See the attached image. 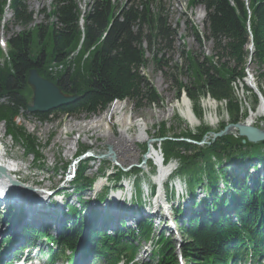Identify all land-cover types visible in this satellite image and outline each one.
<instances>
[{
	"label": "trees",
	"instance_id": "1",
	"mask_svg": "<svg viewBox=\"0 0 264 264\" xmlns=\"http://www.w3.org/2000/svg\"><path fill=\"white\" fill-rule=\"evenodd\" d=\"M6 4L12 15L11 24L19 30L8 37L4 35L6 57L1 59L0 50V99H4L0 102V121L4 122L5 132L20 143L27 154H32L34 160L40 158L36 137L15 123V118L20 111L25 112L30 102L31 89L27 84L30 69L53 82L64 94L80 96L75 102L48 113L32 114L40 121L50 119V115L56 118L94 115L105 111L114 101H131L137 107L161 101L141 73L146 63L142 44L146 39L149 48L165 47L169 51L174 31L159 10L150 9L149 2L114 4L108 0H92L83 13L75 0H52L50 9L44 10L45 21L30 28L34 18L25 0H0V31L3 29V33H7V25L1 26ZM188 4L204 8L203 37L211 43V54L199 58L182 52L181 66L171 67L177 73L171 76L176 98L184 93L197 118L201 113V99L209 96L224 101L229 121L237 122L246 112L234 95L232 83L245 76L249 58L246 46L251 41V61L257 66V87L264 96L260 87L264 83V0H189ZM76 50L77 54L72 55ZM153 56L158 70L168 68V63L161 64L157 59V51ZM55 65H62L63 70L50 69ZM178 74L186 75L188 83L178 80ZM244 88L250 90L245 84ZM253 100L257 102L255 95ZM224 126L221 123L217 131ZM209 130L201 125L195 132L184 131L181 138L199 142ZM159 133L161 138L166 136L164 124ZM242 139L238 135H225L204 146L174 138L160 142L165 161L172 158L179 161L175 174L184 179L189 192L193 194L196 189H202L207 193L201 202L203 218L195 211V215L180 226L183 235L180 251L185 264H227L229 252L239 244L245 246L247 243L254 251L263 250L264 179H255L253 187L247 185L245 178L238 179L230 187L227 182L229 164L255 159L264 164V141L242 143ZM85 170L86 163H80L74 179L77 189L89 186ZM138 170L134 169L136 175ZM122 174L117 169L115 179H120ZM219 183L230 191L227 197L218 195ZM227 204L233 205L234 218L222 214ZM212 211L217 212L215 219ZM10 216L8 214L7 218ZM71 225L60 241L75 249L82 235V223L74 220ZM129 232L119 231L116 237H110L117 249L104 239L100 243L109 252L128 249L132 257L137 251L135 243L151 238V225H140ZM156 244L155 264H177L173 244L168 238L161 235ZM113 254L110 260L114 258L115 262Z\"/></svg>",
	"mask_w": 264,
	"mask_h": 264
},
{
	"label": "rangeland",
	"instance_id": "2",
	"mask_svg": "<svg viewBox=\"0 0 264 264\" xmlns=\"http://www.w3.org/2000/svg\"><path fill=\"white\" fill-rule=\"evenodd\" d=\"M79 9L84 13L88 10L89 6L92 3V0H75ZM110 3H119L127 2V1H147L150 3V9L153 12L160 11L161 16L166 22L170 25V28L174 31V36L172 37V49L167 51L165 47H161L160 50H155V47H148V41L145 39L142 44V49L144 51L146 63L141 69V73L144 76L145 80L148 84L155 89L158 96L161 98L159 104H153L149 106L137 107L134 102L131 101H116L112 103L105 111L86 116H70V115H62L53 117L50 115V119L46 121H40L35 118L32 114L20 111V115L15 118V123L18 126H21L25 129V131L31 135L36 137L37 148L39 150L40 158L38 160H34L32 154H27L25 149L20 143L15 142L6 132L4 123L0 122V142L3 144V150L7 157H11L15 160L18 165V172L14 173V177L21 181L26 186L31 187L32 189H40L41 187L46 188H54L57 180L62 176L63 172L67 169L69 165L70 158L77 150H81L78 154L81 156H86V153H95L97 155V159L89 158L83 160L86 163V170L84 172L85 176H100L102 173H106L108 175L112 174L117 169L123 168L126 169L129 165L133 164H142V157L146 155V153L151 149L150 144L147 142L148 139L154 140V148L156 152L160 155L161 145L160 142L165 138H174V139H183L182 133L184 131L195 132L196 128L201 125H206L212 131H216L219 128L220 123H225L228 121V115L226 113L225 102L224 101H215L210 97H205L200 100L199 108H200V116L197 118L195 116V121L193 125H188L185 119L182 118L178 104L182 101L183 98H186L191 109L192 103L187 98V96L182 93L179 98H176V90L175 85L172 81V77H174L177 73L171 68L174 64H177L178 67L182 64V52L190 53L194 56L201 58L202 55H210L211 54V43L204 40L203 37V21L205 18V11L201 5H196L190 7L188 4L189 0H108ZM28 10L33 13L34 22L30 25V28H34V26L38 23H43L44 20V10L48 11L51 7L52 0H25ZM2 15L4 17L3 23L1 25H7V33H3V29H1L0 34L3 36L10 35L12 32H16L19 29L14 27L11 24L12 15L10 10ZM197 15L200 17V20L197 19ZM4 36V37H5ZM36 37L34 36V40ZM6 43V42H5ZM36 43V40L34 41ZM248 50V45L246 46ZM157 51V59L161 61V64L168 63V68L164 67L163 71H160L155 67L154 64V56L153 54ZM2 52V57H4V51ZM77 52V51H75ZM74 52V53H75ZM159 53V54H158ZM256 70L257 66L251 61L247 60L246 68L244 69L245 76L241 80H236L232 83V88L234 91V95L236 99L240 102L241 108L244 110L245 115H241L242 118L246 116V114L254 113L257 115L256 108L258 103H254L253 100V90L250 87V90H246L244 88L245 83L254 84L257 86L256 79ZM172 76V77H171ZM177 79L182 81V83L187 84L188 78L186 75H177ZM248 80V81H247ZM246 85V84H245ZM260 87L264 90V83L260 84ZM31 100V98H30ZM0 102H2L0 100ZM211 102L213 106L206 105ZM121 104V111L125 116H130L132 120V124L127 131V134L132 136L135 132L138 131L137 124L142 122L143 125L147 127L148 137L146 139L132 143V141H125L124 144L130 149L132 157L119 163L118 161L112 158V148L110 144H104V141L109 142H118L120 137L118 124H114L112 127L113 137L106 133V137H98V133L95 130H88L87 128H83V125H86L91 119L100 117L107 118L109 117V109L115 104ZM172 109L170 110V107ZM174 108V109H173ZM116 115H112L111 119H115ZM209 116L213 117V122L211 123L208 119ZM256 117V116H255ZM263 117H256L254 119V126L260 127ZM264 121V120H263ZM35 123V126L32 128V124ZM47 123V129L44 130L41 126L42 124ZM134 124V125H133ZM161 124H164V132L166 136L164 138L160 137V127ZM231 136H235V132L228 134ZM204 142H208V139H205ZM119 144H121L119 142ZM201 144L199 146H204ZM71 147L73 149V154L66 153V147ZM146 146V147H145ZM159 146L160 149H156ZM110 149L111 153L108 158L100 159L101 155L106 154ZM149 149V150H147ZM147 150V151H146ZM162 151V150H161ZM78 157V158H79ZM137 158L136 162H131L133 158ZM151 159V157H149ZM147 158L146 160H149ZM153 160V159H152ZM91 161V162H90ZM173 161V160H170ZM80 161L76 163V167L79 166ZM114 164H118L119 168L116 169ZM149 164V163H148ZM254 164V163H252ZM145 167L144 165H142ZM178 166V160L174 162L173 167L176 168ZM237 167V166H235ZM250 168H254L251 166ZM262 167L259 166V176L263 177V173L261 172ZM134 170V169H131ZM172 170V169H171ZM147 169L144 168L143 171L137 176L142 178H147L149 175L147 174ZM134 172V171H132ZM252 172V171H251ZM252 172L251 176H254L256 173ZM234 174H238L233 171ZM243 173L240 172V175ZM175 174H173L174 176ZM123 177V176H122ZM154 177V176H153ZM179 177V176H178ZM19 178V179H18ZM135 177L132 175L128 180L123 178L121 183H126L127 181L132 182ZM155 178V177H154ZM180 178V177H179ZM181 181L184 182V179L181 177ZM173 178L172 181H174ZM105 182V181H104ZM220 184V183H219ZM230 187L231 184H228ZM141 193H144L143 190H140ZM161 193V196L164 195L163 191L158 190ZM149 193V191H148ZM218 195L222 196L226 194V189L222 192L221 184L218 187L217 191ZM90 196V194L86 193L84 196ZM196 199H201L204 195V191L200 189H196ZM107 196V194H106ZM186 202V201H184ZM46 207V206H44ZM47 208V207H46ZM45 211V210H44ZM229 213L231 212L229 209L227 210ZM33 212L31 209L27 211L28 215ZM231 215V213H230ZM227 216V215H226ZM162 221V220H161ZM49 222V221H46ZM187 220L185 219V223ZM8 222L3 221V217L0 218V232H4L6 230ZM182 223H179L180 227ZM154 230L151 235V238L148 241H139L138 250L135 256V264H154L155 259L150 257V251L152 248V243L157 239V235L159 232V227H156L154 224ZM52 228V227H51ZM53 229V228H52ZM181 242L183 239V235L180 234ZM147 243H150V247ZM174 245L176 243L174 242ZM151 259V260H150Z\"/></svg>",
	"mask_w": 264,
	"mask_h": 264
},
{
	"label": "bare ground",
	"instance_id": "3",
	"mask_svg": "<svg viewBox=\"0 0 264 264\" xmlns=\"http://www.w3.org/2000/svg\"><path fill=\"white\" fill-rule=\"evenodd\" d=\"M8 11L5 10V13L4 15L7 13ZM7 15V14H6ZM201 17V15H200ZM200 17L197 15V19L200 20ZM4 19V17H3ZM248 81V80H247ZM250 85V83L248 84ZM252 85V84H251ZM206 105H209L210 107L213 106V104L211 102L207 103ZM121 104H115L113 105L110 109H109V117L107 118V115L106 117H104V121L102 120L103 118H93L91 119L86 125H83L82 127L83 128H87L88 130H95L98 133V137H106V133H108L110 136H114L113 135V131H112V127H111V124L112 126L114 124H118V127H119V132H120V137H119V141L118 142H109V141H104V144H110L111 145V148H112V152L114 154H112V158H114V160L118 161L119 163H122L124 161H127L129 160L131 157H132V154H131V151L130 149L124 144L125 141H132V143H136V142H140L144 139H146V137H148V133H147V127L145 126V124L143 125L142 122L138 123L137 126H138V131L135 132V134H133L132 136L128 135L127 134V131L128 129L130 128L131 124H132V120H131V117L130 116H125L124 113L121 111L122 107ZM173 106L170 107V110L172 109ZM178 107H179V111H180V114L182 116L183 119H185L186 123L188 125H193L194 124V121H195V115L187 101L186 98H183L182 101L178 104ZM174 109V108H173ZM256 111H257V115H255L254 113L252 114V116H248L246 119H243V123L244 124H248V125H253L255 124V121L254 119L256 117H263L264 116V102H260L256 108ZM112 115H116L115 116V119H111ZM111 116V117H110ZM256 116V117H255ZM208 119L210 120V122L212 123L213 122V117L212 116H209ZM262 124L260 125V127H262V129H264V121L262 120ZM134 125V124H133ZM35 126V123L31 125V127L29 128H32ZM43 127L44 130H46L48 127L47 123H44L41 125ZM212 132V130H210ZM231 131H234L233 129H231ZM119 142L121 144H119ZM151 146V149L146 153L145 155V160L149 157H151V159H154L153 161H156L158 164L160 163V158H159V155L158 153L156 152L155 148L153 147V143L152 142H148ZM66 153L70 154L71 155L73 154V149L69 146V147H66ZM94 156H97L95 155L94 153ZM98 157V156H97ZM97 159V158H95ZM150 159V158H149ZM137 158H133V160L131 162H136ZM92 161V160H91ZM90 161V162H91ZM0 166L3 168L4 170V173L5 175L7 176L6 178H0V181L2 182H6L7 181V178L9 179H13L14 178V170L15 169H18V165L17 163L15 162L14 159H12L11 157H7L5 155V153L3 151L0 150ZM172 169V163H168V164H164L163 166H160L159 165V169H158V172H157V175H155V178L154 180L159 183V184H163L164 183V180L169 176V172L171 171ZM17 173V172H16ZM19 179V178H18ZM135 179V178H134ZM6 180V181H5ZM182 179L180 178V181L176 180L174 181L175 184H177V187L171 189L169 192H166L167 194L178 189L179 187L183 186V182L181 181ZM22 181V180H21ZM20 181V184L24 185L22 182ZM171 182H168V183H165L164 185H169ZM163 186V185H162ZM144 188V187H143ZM161 188H159L160 190ZM1 192V190H0ZM32 194V193H31ZM12 195L18 197V194H15L14 192H8L6 198H9V197H12L14 198ZM149 193H148V190H146V188H144V193H141L140 190H138L136 193H131L130 196L128 197L129 198V202L127 200V209L129 210H141L139 207V205H147V198L149 197ZM104 199H107V196L106 194H101V195H98ZM18 198H21V197H18ZM3 199V197H2ZM35 199H38L35 197ZM107 200H111V198L109 197ZM27 204H29L31 202V205H35L38 207L39 210H48L50 211L51 210V207L45 203H42L40 202L39 204L38 203H35L33 202L32 200H28L25 198V200L23 201ZM130 204V206H129ZM153 204L156 206L157 204L158 205H161L163 207H166V204L164 202V196L162 195L161 196V193L158 192L156 194V196L154 197V200H153ZM167 205H172L170 202H167ZM46 206V207H44ZM124 206V205H123ZM34 211H36L34 209ZM142 211H145L144 208H142ZM34 212H31L30 214V217L31 215L33 214ZM36 219V217L34 218ZM7 223V222H6ZM48 223V222H45V224ZM150 244V243H149Z\"/></svg>",
	"mask_w": 264,
	"mask_h": 264
},
{
	"label": "water",
	"instance_id": "4",
	"mask_svg": "<svg viewBox=\"0 0 264 264\" xmlns=\"http://www.w3.org/2000/svg\"><path fill=\"white\" fill-rule=\"evenodd\" d=\"M248 50H249L248 60L250 61V58L253 54L252 41L248 44ZM27 84L30 87L31 93H32L31 101L29 104L26 105V113H29V114L48 113L52 110L58 109L59 107L73 103L80 98V96L76 94H73V95L64 94L53 82L41 77L36 72L35 69L29 70L28 77H27ZM245 84L249 89L250 87L252 88L254 92L253 94L255 95L256 100H257V102L255 103L259 104L260 102H264V96L256 85L254 84L248 85V83H245ZM250 114L249 113L246 114L244 119H246ZM242 120H243L242 116L240 117L239 121L234 122V123L228 120L224 123L225 126L222 129L218 131L216 130L215 132L214 131L211 132L210 131L211 129H210L209 132H207L199 142L194 141V140H186V139H180V140H186L196 145H201L204 143L209 144L210 142L214 141L218 137L225 136V135L231 134L232 132H235L236 135L243 138L242 143H244L245 141L249 143H258V142L264 141V129H262V127H258V126L256 127L253 125L244 124ZM263 120H264V117H263ZM0 122L2 123L3 121H0ZM231 129H233L234 131H231ZM205 139H208V142H204ZM153 140L154 139L151 138V139H148L147 142H151ZM0 148H2L3 150V144L1 142H0ZM79 152L80 150L79 151L76 150L73 155L78 154ZM110 153L111 151L110 149H108V152L106 154L101 155V157L107 156ZM141 162L142 163L144 162V156L142 157ZM13 172L14 173L18 172V169H15ZM4 177L6 178L7 176L5 175L3 168L0 166V178H4ZM16 180L17 179L14 177L13 179L7 178V181L6 180L5 181L8 184L12 185L13 187L14 186L18 187L19 189L23 190L27 194H30L33 192L34 189H32L29 186H26L25 184L22 185Z\"/></svg>",
	"mask_w": 264,
	"mask_h": 264
}]
</instances>
